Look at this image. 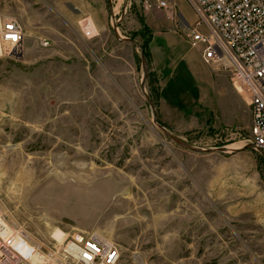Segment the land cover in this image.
Instances as JSON below:
<instances>
[{"label": "rangeland", "instance_id": "1", "mask_svg": "<svg viewBox=\"0 0 264 264\" xmlns=\"http://www.w3.org/2000/svg\"><path fill=\"white\" fill-rule=\"evenodd\" d=\"M167 1L175 21L155 0H0L27 32L0 57V209L46 243L98 232L118 264H264L247 94L187 42L188 1Z\"/></svg>", "mask_w": 264, "mask_h": 264}, {"label": "built area", "instance_id": "2", "mask_svg": "<svg viewBox=\"0 0 264 264\" xmlns=\"http://www.w3.org/2000/svg\"><path fill=\"white\" fill-rule=\"evenodd\" d=\"M187 1L195 13V21L182 29L187 42L201 50L204 62L229 72L233 87L247 94L250 143L264 156V0ZM155 2L173 21L178 18L167 0ZM144 7L154 6L146 1ZM81 29L93 36L87 18ZM26 39L19 19L0 13V57L19 58ZM41 43L48 45L44 39ZM120 257V246L98 232L75 231L57 244L46 243L9 222L0 209V264H118Z\"/></svg>", "mask_w": 264, "mask_h": 264}, {"label": "water", "instance_id": "3", "mask_svg": "<svg viewBox=\"0 0 264 264\" xmlns=\"http://www.w3.org/2000/svg\"><path fill=\"white\" fill-rule=\"evenodd\" d=\"M133 42H134V40H132ZM142 59H143V62H144V64H145V72L147 73V65H146V59H145V54L143 53V49H142ZM160 127L162 128V129H164V127L163 126H161L160 125ZM171 138H173L175 141H177L178 143H180V144H182V145H184V146H186V147H188V148H190V149H193V150H195V151H198V152H200V151H203V149H200V148H194V147H192L191 145H189L188 143H186V142H184V141H182V140H180V139H178V138H175V137H173V136H171ZM226 148H220V149H218V150H220V151H224ZM214 150H210V152H213Z\"/></svg>", "mask_w": 264, "mask_h": 264}, {"label": "bare ground", "instance_id": "4", "mask_svg": "<svg viewBox=\"0 0 264 264\" xmlns=\"http://www.w3.org/2000/svg\"><path fill=\"white\" fill-rule=\"evenodd\" d=\"M90 25H91V27L93 28V24H92L91 21H90ZM55 237H57L60 241H62V240L64 239V237H63V233L60 232V231H57V233L55 234Z\"/></svg>", "mask_w": 264, "mask_h": 264}, {"label": "crops", "instance_id": "5", "mask_svg": "<svg viewBox=\"0 0 264 264\" xmlns=\"http://www.w3.org/2000/svg\"><path fill=\"white\" fill-rule=\"evenodd\" d=\"M115 12H116V11H115ZM113 13H114V12H113ZM114 15H116V13H114ZM149 19H150V18H149ZM186 25H187V24H183V23L181 22V27H180V28L183 29V28L186 27ZM165 39H166V41L168 40L167 37H165ZM199 51H200V54H201V50H199ZM201 58H202V55H201ZM202 60H203V59H202Z\"/></svg>", "mask_w": 264, "mask_h": 264}, {"label": "trees", "instance_id": "6", "mask_svg": "<svg viewBox=\"0 0 264 264\" xmlns=\"http://www.w3.org/2000/svg\"><path fill=\"white\" fill-rule=\"evenodd\" d=\"M146 47L143 48V50L145 51Z\"/></svg>", "mask_w": 264, "mask_h": 264}]
</instances>
